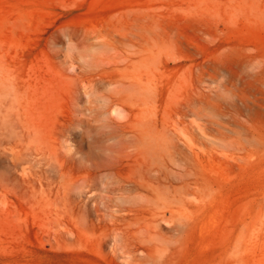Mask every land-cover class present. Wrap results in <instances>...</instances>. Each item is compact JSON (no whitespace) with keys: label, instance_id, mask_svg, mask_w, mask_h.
<instances>
[{"label":"rangeland","instance_id":"rangeland-1","mask_svg":"<svg viewBox=\"0 0 264 264\" xmlns=\"http://www.w3.org/2000/svg\"><path fill=\"white\" fill-rule=\"evenodd\" d=\"M0 49V264H264V0H0Z\"/></svg>","mask_w":264,"mask_h":264},{"label":"bare ground","instance_id":"bare-ground-1","mask_svg":"<svg viewBox=\"0 0 264 264\" xmlns=\"http://www.w3.org/2000/svg\"><path fill=\"white\" fill-rule=\"evenodd\" d=\"M1 51V49H0ZM5 60L3 59V54L0 52V67L4 65ZM3 69V68H2ZM8 72V71H7ZM5 78V77H4ZM22 80V79H21ZM9 85V84H8ZM11 87V86H10ZM17 90V89H16ZM152 128V126H151ZM151 132V131H150ZM148 133V132H147ZM153 140V138H152ZM219 146V145H218ZM143 148L147 149L148 145L144 142L142 145ZM171 145L168 143H163L162 145H158L157 149H161L164 153L161 152L162 165L166 168L163 170L162 166H156L157 174L155 176V180L147 178L145 175L140 173L139 179L135 181L136 188H141L142 190L146 191L147 193H154L157 195H162L165 198V202H154L151 204L150 207L142 209L140 212L137 209H132V207L136 206L138 203V198L132 196L131 194H127L125 196H119L118 199L120 200L121 204L119 205V210L127 211V212H134L133 217L131 219H143L145 224L143 227L145 229H151L159 225V220L164 219V208L168 207L170 203L173 202L175 199L176 193H184L189 188H193L190 186L193 183L195 186L198 185L197 179L193 176L194 174L191 172L190 168L192 166V162L198 158V154L193 150L192 146H187L188 155L182 156L176 154L173 150L171 151ZM118 152V151H117ZM219 153V152H218ZM150 154V152H149ZM174 165L178 167L179 171L176 172L171 171L168 168V165ZM150 166V164H149ZM147 167L146 170H152L153 168ZM97 167V166H96ZM113 175V173H111ZM191 179V181H190ZM178 181L179 185L173 184L174 181ZM118 183V188L122 189L119 184V181L115 180ZM185 194V193H184ZM121 195V194H120ZM146 199V198H145ZM197 200V198H196ZM146 201V200H145ZM148 202V200L146 201ZM125 204V205H124ZM153 205V206H152ZM177 207V206H176ZM175 207V208H176ZM187 209V208H186ZM118 210V209H117ZM145 213L147 215H145ZM138 216H141L139 218ZM130 218L126 217V215H120L116 220L120 223H124ZM116 224L114 223V226ZM120 229V227H115Z\"/></svg>","mask_w":264,"mask_h":264}]
</instances>
